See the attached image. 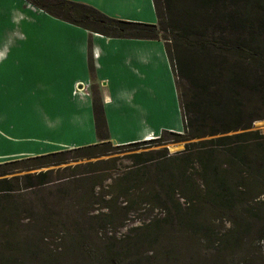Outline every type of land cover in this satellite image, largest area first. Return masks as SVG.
Instances as JSON below:
<instances>
[{"label": "trees", "instance_id": "16d2710c", "mask_svg": "<svg viewBox=\"0 0 264 264\" xmlns=\"http://www.w3.org/2000/svg\"><path fill=\"white\" fill-rule=\"evenodd\" d=\"M26 1L91 33L164 41L175 72L184 131H164L159 138L114 146L102 96L94 88L93 109L100 141L0 164V193H12L21 190L19 187H46L53 182L52 167L99 158L112 146H164L166 136H171L174 142L185 143L183 151L170 154L164 147L135 154L129 173L110 185L112 193L97 194L93 187L91 194L80 200L92 203L101 195L104 226L137 214L135 221L141 226L134 231L144 236L160 237L166 225L177 224L188 227L186 234L201 233L215 218L235 226L230 214L250 225L254 208L264 206V136L252 131L253 122L264 119V0H153L157 24L109 17L93 6L71 0ZM231 55L251 61L249 68L243 64L229 66L227 57ZM253 99L261 104L259 108H251ZM236 131L243 132L228 135ZM219 157L228 158V163H218ZM105 162L67 166L63 171L84 169L79 175L86 176ZM236 172L241 175V185L233 184ZM76 177L74 174L62 180ZM99 187H104L103 183ZM96 218L99 216L92 217ZM229 233L242 231L230 229Z\"/></svg>", "mask_w": 264, "mask_h": 264}, {"label": "crops", "instance_id": "0c3cea01", "mask_svg": "<svg viewBox=\"0 0 264 264\" xmlns=\"http://www.w3.org/2000/svg\"><path fill=\"white\" fill-rule=\"evenodd\" d=\"M71 1L123 20L145 22L135 9L157 18L153 0ZM94 88L115 145L184 131L164 41L110 38L0 0V162L98 143Z\"/></svg>", "mask_w": 264, "mask_h": 264}, {"label": "rangeland", "instance_id": "374dc122", "mask_svg": "<svg viewBox=\"0 0 264 264\" xmlns=\"http://www.w3.org/2000/svg\"><path fill=\"white\" fill-rule=\"evenodd\" d=\"M132 16L145 21H140L141 23L157 24L156 15L154 17L152 12H138L135 9ZM151 20L155 22L150 23ZM228 57L229 66H250L251 61L245 58L235 55ZM256 99L260 100L258 97ZM256 99H253L252 109L261 106L256 103ZM19 116L27 118L25 114ZM10 117L15 118V115ZM252 131H258L264 136V119L255 120ZM242 132L236 131L228 135ZM166 140L164 146L147 144L117 149L114 144L108 148L107 155L99 158L52 167L55 169L53 182L46 187H19L21 190L12 193H0V264H264V206L254 208V217L247 226L236 214H230L232 218L229 219L236 223L235 226L215 218L204 225L206 230L201 233L186 234L188 227L177 224L166 225V232L156 237L144 236L143 232L134 231L141 226L135 221L137 214L104 226L101 223L104 219L100 210L104 205L101 195L93 198L92 203L80 200L81 196L91 194L93 187L96 192L112 193L110 185L129 173L135 154L164 147L169 149L170 154L185 149V143L174 142L175 139L171 136H166ZM219 158L218 163H228V158ZM100 161L106 162L92 168L96 172L86 176L79 175L84 169L63 171L67 166L76 167ZM2 163L6 162H0ZM26 173L12 174L7 178ZM74 174L77 175L76 178L62 180L63 177ZM79 176L81 177L78 178ZM232 181L235 185L243 184L241 175L237 172L232 175ZM102 183L104 187L101 188L99 186ZM16 186L13 184V187ZM262 199L264 200V196ZM94 216L99 218L92 219ZM230 229H241L242 234L229 233Z\"/></svg>", "mask_w": 264, "mask_h": 264}]
</instances>
